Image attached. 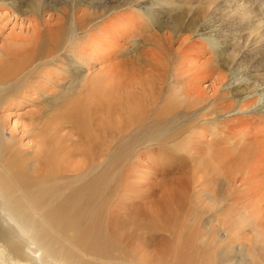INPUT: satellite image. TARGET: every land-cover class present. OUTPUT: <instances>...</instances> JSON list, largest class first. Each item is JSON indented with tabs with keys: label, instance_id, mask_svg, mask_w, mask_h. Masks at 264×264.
<instances>
[{
	"label": "rangeland",
	"instance_id": "374dc122",
	"mask_svg": "<svg viewBox=\"0 0 264 264\" xmlns=\"http://www.w3.org/2000/svg\"><path fill=\"white\" fill-rule=\"evenodd\" d=\"M238 1L237 5V0H84L81 6L72 5L67 11L68 23L72 22L77 7L88 12L119 6L112 16L111 12L98 14L100 18L92 22L95 26L81 37L86 40L82 46L87 50L85 54L97 53L99 60L87 68L89 57L80 63V59L72 57L75 54H68L67 60L64 59V63L69 62L67 78L60 75L59 69H51L46 71L48 75L42 74L45 78L32 88L16 92L0 109V129L4 138L24 151L30 150L36 140L33 118L39 117L48 102L70 88L72 82L89 75L91 82L87 80V84L91 83L88 89L91 97H98L101 105L112 109L110 115L102 111L106 186L111 185L115 190L112 207L121 213L112 227L120 232H129L132 228L140 230L129 242L131 249L137 248L151 256L168 253L175 245L185 254L191 251L189 243L195 245L197 241L191 235L167 237L165 232L150 233L146 229L170 212H177L176 221L183 225L197 222L202 232H208L204 238L209 244L224 241V228L237 203L244 201L246 205L239 204L244 210L247 205H253L248 208L253 218H264V210L259 209L264 208V29H236L238 23L232 18L234 11L242 12L248 3L260 10L256 1ZM44 2L47 6L42 7L40 14L30 9V5ZM99 4L104 6L97 9ZM207 4L210 9H206L208 13L205 14L209 15L207 19L212 18L211 23L206 24L209 28L194 34L186 30L178 34L167 28L161 30L183 10H190V14L204 13ZM63 5V0H0V47L3 45L9 50L10 47L28 46L29 41L44 30L45 22L54 25L56 19L63 17L60 11ZM179 19L175 22H180ZM184 20L188 21L187 17ZM224 54L234 56V63L215 64L214 59ZM195 58L198 59L193 61ZM170 59L172 63L165 70L161 62L165 64ZM160 68L165 73L164 87L158 81L155 83V75L162 74ZM181 72L202 78L199 85L184 87L202 92L198 97L185 99L184 103L178 101V105L183 107L190 101L205 98L202 107L206 109L198 112L202 109L199 106L184 114V109L180 108L183 114L179 118L186 116L185 119L172 122L170 119L169 128H166L164 122H156L157 116L151 106L146 110L145 98L152 84L154 92L164 88V94L153 107L156 110L164 105L172 96L168 94V84ZM52 77L55 79L51 82ZM58 83L59 87L55 85ZM245 84L255 89L253 94ZM151 96L148 100L152 101ZM188 125L190 129L182 130ZM111 133H115L113 137ZM158 137L167 142L159 143ZM219 177L227 184L217 183ZM213 199L218 204L215 209L210 207L214 205ZM235 232L231 231L232 236ZM238 236L242 238L240 242H225L215 249V261L221 264L219 256L229 244L232 252H237L240 246L251 248L256 264H264V222L256 231H245ZM118 247L125 252L123 246ZM197 249L202 250L204 246ZM230 257L232 260L224 264H237L239 257Z\"/></svg>",
	"mask_w": 264,
	"mask_h": 264
},
{
	"label": "bare ground",
	"instance_id": "6f19581e",
	"mask_svg": "<svg viewBox=\"0 0 264 264\" xmlns=\"http://www.w3.org/2000/svg\"><path fill=\"white\" fill-rule=\"evenodd\" d=\"M82 1L84 0H63L64 5L60 9L63 17L56 19L54 25L45 22L44 30L37 33L33 40L29 41L28 46L23 45L16 49L10 47L11 49L8 50L1 45L0 109L6 105L11 97L15 96L16 92L23 88H32V85L41 82L40 80L45 78L42 74H45L46 71L49 72L56 68L61 72V76L66 77V73L69 72V62L68 64L67 62L64 63V59L68 54H75L72 57L80 59V63L86 61L85 57H89L87 68L99 60L97 53L85 54L87 50L82 46L86 40L81 39V37L95 26L96 23L92 22H96L95 19L100 18H97L98 14L101 16L105 12H111L108 14L112 16L119 6L113 4L112 7L106 6L104 11H96L95 9V11L89 10L88 12L77 7L73 12L72 22L68 23V12L72 5L78 6ZM130 1L132 2V0ZM253 1L259 4L260 10H255L248 3L247 6L245 5V9H241L242 12L236 10L233 16L230 15L235 23H238L236 29L244 30L246 27L247 30L264 29V0ZM238 2L237 0V5ZM45 3L37 6L30 5V9L34 13L40 14L41 10L47 6ZM210 3L212 4V2ZM208 5H205L204 13L198 11L190 14V10H183L181 15H177L172 21L165 23L161 30L167 28L174 34L186 30L194 34L199 33L201 29L209 28L210 25L206 24H210L212 18L207 19L209 15L205 14L206 9L210 6ZM103 6L99 4L96 8L99 9ZM42 7L44 8L42 9ZM230 8L232 7L230 6ZM197 10H200V7ZM80 11L82 14H79ZM182 15L185 16L182 17ZM185 17L188 21L184 20ZM177 18H180V22H175ZM232 55L219 56L218 59H214L215 64L222 66L233 64L235 57ZM197 59L195 58L193 61ZM171 63L170 59L165 64L161 62V66L166 70ZM205 64L208 65L209 60ZM160 70L164 75H158L160 78L155 75L156 79H154L155 83L158 81L164 87L165 73L161 68ZM186 73L181 72L172 79L167 90L168 94L173 97L169 96L170 100H165V104L156 107V110L153 106L158 102L161 94H164V88L154 92L152 84L148 89L150 92L145 98V108L147 110V107L151 106L150 108L154 110L152 111L153 114L157 116L156 122H164L167 125L166 128H169L168 121L170 119V122L178 121L181 118L185 119L186 116L179 118L183 114L179 111L180 108L184 109L185 114V112H192V109L204 105L205 98L201 97L199 101H190L186 106L178 105V101L184 103L185 99L198 97L197 94L202 92L184 88L190 85H199L202 79L200 77L197 79L196 75H186ZM46 74L48 75L47 72ZM88 76L79 79L80 81L73 80L76 83L72 82L74 84L71 83L70 88L67 86L68 89L62 90V94L55 96L52 101L48 102V107L42 113L40 112L39 117L33 118V131L36 140L33 145L31 144L33 147L30 146L32 147L30 150L24 151L15 146L13 142L11 143L4 138L2 129H0V264H218L215 261V249H219L220 244L240 242L242 239L241 236H238L240 233L254 232L261 227L264 218L257 217V220L254 219L253 213L248 211V208L253 205H247L244 210L239 205L243 201L237 203L230 212L232 216L229 218L227 227L224 228L226 232L224 241L209 244L204 238L207 231L202 232L203 228L197 222H192L191 225H183L180 221H176L177 212H170L165 214V218H161L159 222L153 223L146 229L150 233L165 232L167 237L175 234L186 237L191 235L193 240L197 238L195 245L189 243L191 251L185 254L183 249L175 245L169 248L168 253L151 256L137 248L131 249L129 242L140 230L132 228L129 232L126 230L120 232L112 227L121 213L117 211L118 208L112 207L115 190L110 188L111 185L110 187L106 186L102 111L110 115L112 109L101 105V99L98 97L97 99L95 96L94 98L91 97L92 93L88 90L91 81L89 80L90 76ZM54 79H50V81L52 82ZM70 80L72 79L70 78ZM87 80L90 81L89 85ZM149 82L151 83V81ZM55 85L59 87L61 84ZM244 87L251 91L250 94L255 91L250 85L245 84ZM37 89L36 87L35 90L37 91ZM43 94L45 95V93ZM149 95H152V101L148 100ZM204 109L206 108L202 107L197 111ZM190 128L191 126L188 125L182 130L185 131ZM116 133L120 134L121 132ZM114 134L111 136L113 137ZM108 136L110 137V135ZM159 138H156L159 143L167 142V140L163 141ZM164 146L166 147V145ZM216 180L221 185L227 184L222 177L216 178ZM212 202L214 205L210 207L217 208L216 201L213 199ZM243 205L246 204L243 203ZM259 209L264 210L262 207ZM231 231H236L234 236H232ZM119 245L124 247L125 252L118 247ZM198 246H204V249L198 250ZM232 251L233 248L228 244V248L219 256L221 264L231 261L230 256L239 257V260H236L237 264H256L257 262L251 248L245 249V247L240 246L237 252Z\"/></svg>",
	"mask_w": 264,
	"mask_h": 264
}]
</instances>
